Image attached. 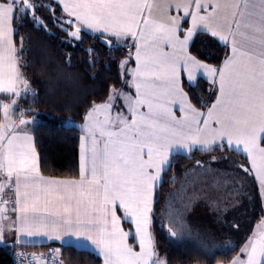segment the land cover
Returning a JSON list of instances; mask_svg holds the SVG:
<instances>
[{"label": "snow or ice", "instance_id": "1", "mask_svg": "<svg viewBox=\"0 0 264 264\" xmlns=\"http://www.w3.org/2000/svg\"><path fill=\"white\" fill-rule=\"evenodd\" d=\"M25 19L45 30L58 26L70 47L90 36L127 53L118 62L121 87L81 109L78 173L70 178L42 174L33 121L23 110L14 115L22 95H37L24 72L23 38L19 48L16 40L14 25ZM199 36L222 47L221 62L194 54ZM200 80L211 96L197 107L189 92ZM0 94L9 97L0 122V193L7 188L15 197L13 216L0 208V221L9 222H0V242L8 228L62 244L90 242L102 264H168L153 222L174 153L245 154L244 172L264 189V0H0ZM211 195L193 192L189 203L206 202L223 216ZM187 208L178 221L169 216L180 229ZM240 252L230 264H264V222Z\"/></svg>", "mask_w": 264, "mask_h": 264}, {"label": "trees", "instance_id": "2", "mask_svg": "<svg viewBox=\"0 0 264 264\" xmlns=\"http://www.w3.org/2000/svg\"><path fill=\"white\" fill-rule=\"evenodd\" d=\"M41 2L47 4L49 0H41ZM42 15L48 17L46 11H42ZM14 26L18 31L16 37L18 48L20 40L23 38L26 78L30 82V87L37 94L34 97L30 93L23 95L17 103L16 115L18 116L19 112L23 110L26 117L33 121L32 134L40 157L42 174L55 178H70L78 173L79 137L82 132L77 124L82 123L81 109L86 107L90 101L105 98L113 87L117 89L121 87L118 62L127 53L123 50L110 51L90 36L85 37V42L78 47H70L66 43L68 38L63 36L58 26L49 25V28L45 30L34 25L31 19H25ZM194 44L195 47L192 51L194 54H198L204 62L216 65L222 61L223 50L218 43H210L207 37L199 36L195 38ZM92 48L98 49L94 55L90 52ZM86 49L89 51L86 52ZM209 88L208 83L200 80L199 86L189 92L192 103L197 107L200 106L201 99L203 103H209L211 96V93L208 92ZM8 99L9 97L0 96V101ZM220 151L195 153L191 156L175 155L172 157L171 168L163 174L162 183L156 192L157 214L154 217L153 234L157 251L162 258L168 261V264H225L232 260L245 243V239L231 242L232 236H235L236 232L243 227L241 225L237 229L238 225L235 222L241 224L242 222L235 215L242 211L241 207L245 196L251 198L252 201L254 198L255 205L250 211L253 210L257 213L256 209L259 208L260 202L256 197V183L252 177L251 179L247 176L249 173L244 172L245 180L249 181L248 186L240 182V177L239 181L230 179V167H234V165H228V168H224L217 175L221 180L218 182L219 184L213 183L208 186L205 181L199 185L194 183V180V182H188L191 183L190 186L196 185V192H210L212 200L218 201L220 208L226 210L223 216L203 201L196 203L188 201V208L183 212V229H180L176 223L170 222V219L165 215L168 200L175 190L186 183V176L193 168L191 166L219 156ZM225 151L229 154V159H235L241 166H247L246 158L233 151L227 149ZM222 157L226 158L225 155ZM252 193L254 196H251ZM241 197L243 198L241 199ZM184 205L185 203H179L175 204L174 208L170 206L173 220H180V218H176L175 210L177 208L182 210ZM196 210H200L202 215L200 213L201 216L197 222L191 224L188 219V211ZM162 211L163 215H161ZM259 214L250 223L258 221L261 212ZM170 226L177 230L176 237L167 232ZM185 230L187 231L185 235L197 234L200 230L202 232L214 231V233L217 230H228L231 237L226 239L227 244L235 242V245L227 253H210L209 247L207 248L208 253L203 250H184L180 245L179 237ZM27 249L37 252L46 251L49 247ZM60 257L64 264H102V260L93 253L77 250L70 246L61 249ZM0 264H13L11 250L0 247Z\"/></svg>", "mask_w": 264, "mask_h": 264}, {"label": "rangeland", "instance_id": "3", "mask_svg": "<svg viewBox=\"0 0 264 264\" xmlns=\"http://www.w3.org/2000/svg\"><path fill=\"white\" fill-rule=\"evenodd\" d=\"M195 38L196 37H194V40H195ZM133 64H134V62L132 63V66H133ZM216 158L219 160L218 164H215V163L214 164H207L206 169L204 167L201 169L200 173L203 176L198 174L199 170H197L196 173L194 171L192 172V175L193 176L195 175L197 177L194 180L195 182H199L197 180L198 178H205V183L208 184V186L212 185L213 183L219 184L218 182H220L221 180L218 179L217 175L220 172H222L224 168H228L227 167L228 165H234V167H230V170H231L230 179L233 181H239V177H240V182L245 183L247 186L249 185L248 179L245 180V178H244V167H238V165H239L238 161H236L235 159L233 160L232 158L229 159L228 157L223 158L222 155H219ZM193 176H192V178H193ZM197 185H199V184L197 183ZM181 187H182V185L179 187L178 190H176L177 191V192H175L176 195H177V193H179ZM243 188H245V187H243ZM190 189L192 192H196V188H194L193 186H190ZM255 191H256V195H257L258 194L257 186H256ZM251 196H254V194L252 193ZM242 198L243 197H241V199ZM244 198H245L244 203H243V206L241 207L242 211H239L237 213V215H235V216H237L238 220L242 222V224L239 222H235L238 225L237 229L239 228V226L241 227V225H243V227H241L239 229V231L236 232L235 236H232L233 240L231 242H233V241L237 242V241L242 240V239H245V242H246L247 239L250 237V235H252L256 231L257 226L259 224H261L262 222H264V213L261 209V200H259L260 205L257 203V205H259V208H257V209L255 208L257 210V213H255V211H253V210L250 211L251 209L254 208V205H255V203L253 202L254 198H253V201L248 196H245ZM170 205H171V203L168 200L167 209L165 211L166 218H169L168 215L171 216ZM260 212H261L260 219L258 221L253 222V224L250 223L252 220L254 221V218ZM200 213L202 215V212L200 210L188 211V219L190 220L191 224L194 222L195 223L197 222V219L200 218V216H201ZM250 230H251L252 234L249 233ZM186 232H187L186 230L184 232H182V234L179 237L180 238L179 239L180 245L184 248V250H186V249H191L192 251H202L203 250L205 253H208V251L210 253L211 252L212 253H217V252H220V253L226 252L227 253L230 249H232V246L235 245L234 244L235 242L227 244L226 239L231 237L230 236L231 233L228 230H225V231H218L217 230L215 233H214V231H210V232L207 231L208 232L207 233V232H202L200 230L197 232V234L189 233V234L185 235ZM247 233H249L248 234L249 237L246 236ZM184 235H185V237H184L185 239L183 238ZM245 236H246V238H245ZM206 245L211 250L207 251L208 247H206Z\"/></svg>", "mask_w": 264, "mask_h": 264}, {"label": "crops", "instance_id": "4", "mask_svg": "<svg viewBox=\"0 0 264 264\" xmlns=\"http://www.w3.org/2000/svg\"><path fill=\"white\" fill-rule=\"evenodd\" d=\"M175 14V13H174ZM132 66V64L130 65ZM134 66V64H133ZM0 96H6L4 94H0ZM23 96V95H22ZM21 96V98H22ZM8 97V96H6ZM19 101V100H18ZM9 102V99L7 101H0V122L3 121V110H2V103H7ZM119 106V104L117 105ZM16 109V107H15ZM15 116L16 115V112L14 113ZM27 118V117H26ZM29 120H31L30 118H27ZM83 123V122H82ZM81 124H77L78 128L80 129V126L82 125ZM32 124H30L28 127L30 128L31 132H32ZM226 150V149H225ZM225 150H221L220 152V155H225L226 157L229 156V154L225 151ZM231 151V150H230ZM235 152V151H233ZM195 153H202V152H199L197 150H193V152L191 153H186L185 151L181 150L179 151L178 153H174L173 156L175 155H183V156H191V155H195ZM237 153V152H235ZM241 156H243L244 158H246L245 154H242V153H237ZM172 156V157H173ZM218 156V155H217ZM172 157L170 158L171 159V162H172ZM230 157V156H229ZM215 159H211L209 158V160L207 161H200L196 164H194L193 167L189 173L187 174L186 176V179H185V182L186 183H183L179 193H176L177 192L176 190L174 191L173 195L171 196L169 202L171 203V207L173 206L174 208V205L175 204H179V203H185L186 204V201H187V204L189 205L188 201H189V197L190 195L193 193L190 189V184L191 183H188V182H194L193 180H195V178H197L195 175L193 176L192 175V172L194 171L196 173L197 170L198 171V174L202 175L200 172H201V169L204 167L205 169L207 168V164H218L219 163V160L214 157ZM249 163L247 162V166L246 167H249ZM239 167H245V166H241L239 164ZM193 176V178H192ZM203 176V175H202ZM247 176H249V178H251L254 183H256V186H257V192L258 194L256 195L257 196V200L259 202V200H261V209L264 213V189H262L258 183V181L255 180L254 178V175L253 174H247ZM162 178H163V174H162ZM5 178L0 176V182H3ZM199 182H194V183H202L205 181V178H198L197 179ZM196 180V181H197ZM162 183V182H161ZM161 183L158 185L157 187V190L158 188L160 187ZM192 186V185H191ZM194 188H196V185L193 186ZM175 194V195H174ZM15 199L14 197V194L11 193L7 188L5 189V191L3 193H0V208H7L8 211L6 213H4V215H7L9 217L13 216L14 214L12 213L11 211V207H12V201ZM177 202V203H176ZM174 204V205H173ZM172 209V208H171ZM175 210V209H174ZM181 210V209H179ZM178 208L175 210L176 211V218H180V216L177 214L178 213ZM2 223H4L5 225H7L9 222L7 220H3V221H0ZM256 226V225H255ZM126 229L129 227L127 224L125 225ZM255 228V227H254ZM252 234V232H251ZM251 236V235H250ZM65 240H68L67 237H65ZM247 242V241H246ZM245 242V243H246ZM244 243V244H245ZM243 244V245H244ZM66 246H70V247H73L77 250H85V251H89L91 253H93L94 255L98 256L101 260H102V257H100L97 253V251L95 250V248L90 244V242H85L83 240H81L79 243L75 242V238H73L72 240H69L68 243H64L62 244L61 242L59 241H55V240H49L48 238L46 237H22V236H19L18 233H16L15 231L13 230H9L8 228L5 229V232H4V238H3V241L0 242V247L4 248V249H7V250H12L16 247H21V248H32V247H49V248H54V249H59V252L61 251V249L63 247H66ZM243 247V246H242ZM241 247V248H242ZM240 250L239 252L232 258L234 259L237 255H241L240 254ZM243 258V257H242ZM225 264H230V262L228 263H225Z\"/></svg>", "mask_w": 264, "mask_h": 264}, {"label": "built area", "instance_id": "5", "mask_svg": "<svg viewBox=\"0 0 264 264\" xmlns=\"http://www.w3.org/2000/svg\"><path fill=\"white\" fill-rule=\"evenodd\" d=\"M19 253L24 255L20 256ZM11 257L13 264H64L60 252H56L54 248L34 252L27 248L16 247L11 250Z\"/></svg>", "mask_w": 264, "mask_h": 264}]
</instances>
